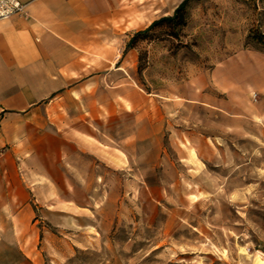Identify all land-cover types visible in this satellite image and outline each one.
Instances as JSON below:
<instances>
[{"label":"rangeland","instance_id":"1","mask_svg":"<svg viewBox=\"0 0 264 264\" xmlns=\"http://www.w3.org/2000/svg\"><path fill=\"white\" fill-rule=\"evenodd\" d=\"M185 13L178 37L138 45L143 86L174 93L229 65V92L216 80L214 108L173 119L174 163L148 179L130 167L96 199L36 200L26 222L0 212V264H264V0H191Z\"/></svg>","mask_w":264,"mask_h":264},{"label":"crops","instance_id":"2","mask_svg":"<svg viewBox=\"0 0 264 264\" xmlns=\"http://www.w3.org/2000/svg\"><path fill=\"white\" fill-rule=\"evenodd\" d=\"M19 1L22 13L0 19V212L13 222L28 221L36 200L96 199L108 176L131 167L146 180L174 163L169 124L213 107L212 82L228 92L234 82L227 65L174 93L143 86L130 39L183 0Z\"/></svg>","mask_w":264,"mask_h":264},{"label":"trees","instance_id":"3","mask_svg":"<svg viewBox=\"0 0 264 264\" xmlns=\"http://www.w3.org/2000/svg\"><path fill=\"white\" fill-rule=\"evenodd\" d=\"M191 0H183L179 6L175 9L174 15L162 17V19L154 21L145 30L137 32L131 39L129 46L139 45L142 42H152L163 38L164 36H176L178 37L179 30L186 23V7ZM160 30V34L158 33ZM164 30V32H163ZM158 33L159 35H156ZM253 38L257 44L264 46V34L255 32ZM139 72L141 67L139 66Z\"/></svg>","mask_w":264,"mask_h":264},{"label":"built area","instance_id":"4","mask_svg":"<svg viewBox=\"0 0 264 264\" xmlns=\"http://www.w3.org/2000/svg\"><path fill=\"white\" fill-rule=\"evenodd\" d=\"M25 5L19 0H0V19H8L22 13Z\"/></svg>","mask_w":264,"mask_h":264}]
</instances>
